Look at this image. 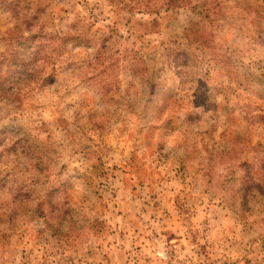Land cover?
I'll return each instance as SVG.
<instances>
[{"label":"rangeland","instance_id":"rangeland-1","mask_svg":"<svg viewBox=\"0 0 264 264\" xmlns=\"http://www.w3.org/2000/svg\"><path fill=\"white\" fill-rule=\"evenodd\" d=\"M15 52L0 264H264V0H0Z\"/></svg>","mask_w":264,"mask_h":264},{"label":"trees","instance_id":"trees-1","mask_svg":"<svg viewBox=\"0 0 264 264\" xmlns=\"http://www.w3.org/2000/svg\"><path fill=\"white\" fill-rule=\"evenodd\" d=\"M26 49L30 50L32 48L33 45H35L37 43V40H36V35L33 34V37H29L25 42H23ZM16 55L13 56V62H9L8 64V69L6 70V72H3L1 69H0V95H3L6 91V88H7V84H6V80L7 77H10V71H11V68H13V66L17 63V58H18V52H15ZM9 72V73H8ZM16 74V73H15Z\"/></svg>","mask_w":264,"mask_h":264}]
</instances>
